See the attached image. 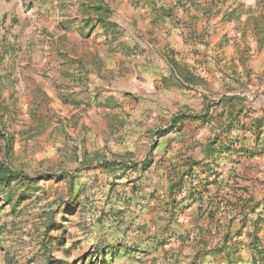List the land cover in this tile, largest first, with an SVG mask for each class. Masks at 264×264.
Instances as JSON below:
<instances>
[{
	"label": "rangeland",
	"instance_id": "374dc122",
	"mask_svg": "<svg viewBox=\"0 0 264 264\" xmlns=\"http://www.w3.org/2000/svg\"><path fill=\"white\" fill-rule=\"evenodd\" d=\"M10 3L0 18V162L21 178L0 185V264H101L103 246L118 251L116 263L105 253L108 264H264L252 248L264 247V0ZM100 4L121 36L85 13ZM181 74L196 78L192 88ZM223 96L240 99L214 106ZM208 106L207 121L180 120L173 134L204 145L232 123L225 188L200 199L171 192L158 149L147 172L126 169L174 118ZM224 234L229 258L207 255Z\"/></svg>",
	"mask_w": 264,
	"mask_h": 264
},
{
	"label": "crops",
	"instance_id": "0c3cea01",
	"mask_svg": "<svg viewBox=\"0 0 264 264\" xmlns=\"http://www.w3.org/2000/svg\"><path fill=\"white\" fill-rule=\"evenodd\" d=\"M12 8V4H7V0H0V18L2 15L10 13ZM179 34V31H174L173 37L177 38L179 37ZM208 71L211 70H206L209 74ZM200 77L203 82H206L204 72L201 73ZM182 85H187L188 87V84L184 82H182ZM198 91L200 93H204V90L198 89ZM204 114L205 112L203 115ZM174 119H176L175 123H173ZM174 119L170 122L169 127L172 126V124L176 125V123L180 121L177 120V118ZM186 119L201 121L190 117ZM184 121L185 119L182 124H184ZM176 129H178L177 126L174 129H170L164 136H161L160 142L156 145V149H158L159 153L163 152L161 155L164 156V163L167 166L172 165L171 174L173 175V180L167 187L171 189V185H176L175 189H178L179 191L182 190V192H184V187V190L187 193L189 192V197L192 199L195 197H192L195 192L204 191V193L208 192L210 194L214 191L213 189L215 185L218 186V188L221 186L224 187L223 185H225L227 168L223 167V164L221 165V163H219L222 161V157H220L221 155L210 156L206 152L207 144L202 145L204 137L197 135L193 136L191 131L186 133V130H179V132L173 134V131ZM212 129L213 131H216L217 127L214 129L212 126ZM170 135H174V137L169 138ZM137 138L135 137V141L133 140V143L139 142ZM196 184L199 186H195ZM186 192H184V194H187Z\"/></svg>",
	"mask_w": 264,
	"mask_h": 264
},
{
	"label": "trees",
	"instance_id": "16d2710c",
	"mask_svg": "<svg viewBox=\"0 0 264 264\" xmlns=\"http://www.w3.org/2000/svg\"><path fill=\"white\" fill-rule=\"evenodd\" d=\"M85 13L88 15H92V14H96L97 15V23H100V25H102V27L106 30V32H112L114 37H119L121 36V34L123 33V29L121 28V26L115 22L112 21V15H113V10L105 5V4H100V5H95L92 7H89L85 10ZM234 13V12H233ZM233 13L230 16H233ZM84 21L86 23H89L90 20L84 19ZM256 29H258V31L260 32H264V26H261L260 24L256 25ZM179 77L181 78V81L186 83V84H190L194 79V76H189V75H179ZM236 99H240L239 97H228V96H223L219 102H216L214 104V106H218L221 105L223 103H227V102H232ZM210 108L211 106H208L207 108H205V114L203 115H199V116H187L186 114H182L179 115L177 120H181L183 121L184 119H186L187 117L190 118H195L198 120H202L207 121V119L209 118V113H210ZM231 116V115H229ZM176 119H174L175 123ZM176 127L175 124H172V126H170L168 128V130H165L161 136H164L170 129H174ZM221 131L219 133H216L214 135V137L212 139H209L207 145H206V152L210 155V156H215V155H222L224 153H228L232 150H234V148H232V145L234 144L232 139V132H233V126L232 123H230L229 125L224 124L221 125ZM156 149V146L151 148L150 151V156H148L146 159H144L142 162L140 163H130L129 166H126L127 170H134V171H140L142 173L147 172L153 165H154V158L151 157V155L153 154L154 150ZM197 165V164H195ZM21 177L18 173H16L15 171L12 170V168L9 165H6L4 162H0V185L2 183H5L6 185H10L13 181L19 180ZM176 188V185H171V189H169L171 192H173V190ZM196 198L198 197L199 199L202 197L201 196V192H198L196 194ZM195 198V197H194ZM49 229V228H48ZM51 236L48 237V241L50 240ZM229 236L228 234H224V236L221 238V243H223L222 247H217L214 249V251L208 252L207 255H211V254H220V253H225L227 254L228 258H229V253L226 252L227 248H228V240H229ZM254 239H258V236L256 235L254 237ZM259 240V239H258ZM64 242V238L61 236H57L56 237V244L58 246H61L62 243ZM252 248L254 249V252H256L259 255H263L264 253V247H262L260 244L258 243H253L252 244ZM140 251V250H137ZM95 253L98 254L99 256V260L101 262V264H108V262L110 260H107V258L105 257V253L109 254L113 260V263H116V259H117V255H118V251L115 247L113 246H107V248H105V246H103L102 248L100 247H96L95 248ZM91 257H94L93 255H91ZM63 263L65 264H73L67 261H64ZM50 264H52L50 262ZM88 264H92V262H89Z\"/></svg>",
	"mask_w": 264,
	"mask_h": 264
}]
</instances>
